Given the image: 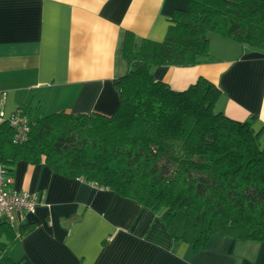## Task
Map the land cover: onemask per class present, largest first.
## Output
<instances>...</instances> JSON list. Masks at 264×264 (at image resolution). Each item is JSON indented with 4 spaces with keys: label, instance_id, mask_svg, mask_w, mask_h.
I'll list each match as a JSON object with an SVG mask.
<instances>
[{
    "label": "crops",
    "instance_id": "1",
    "mask_svg": "<svg viewBox=\"0 0 264 264\" xmlns=\"http://www.w3.org/2000/svg\"><path fill=\"white\" fill-rule=\"evenodd\" d=\"M188 0H0V111L17 106L30 119L64 110L112 114L116 80L127 73L126 31L164 39L174 9ZM210 56L192 66L152 68L156 80L183 90L204 77L221 89L215 110L263 129L264 44L260 48L210 32ZM8 166L12 188L36 195L34 229L9 249L14 264H264V241L214 233L193 252L176 241L158 213L45 162Z\"/></svg>",
    "mask_w": 264,
    "mask_h": 264
},
{
    "label": "trees",
    "instance_id": "2",
    "mask_svg": "<svg viewBox=\"0 0 264 264\" xmlns=\"http://www.w3.org/2000/svg\"><path fill=\"white\" fill-rule=\"evenodd\" d=\"M188 5L173 10L161 41L126 31L128 71L115 82L119 103L112 114L54 112L36 119L22 143L12 141L3 121L0 163L45 162L58 174L132 198L158 213L193 252L214 233L264 241L263 129L256 130V117L236 120L216 111L221 89L204 77L174 90L151 72L206 61L210 32L262 47L264 0ZM33 229L0 222V264H14L9 249Z\"/></svg>",
    "mask_w": 264,
    "mask_h": 264
},
{
    "label": "built area",
    "instance_id": "3",
    "mask_svg": "<svg viewBox=\"0 0 264 264\" xmlns=\"http://www.w3.org/2000/svg\"><path fill=\"white\" fill-rule=\"evenodd\" d=\"M3 121L12 127L14 143L27 141L33 121L23 106H17L7 117L0 111V124ZM10 182L8 166L0 163V222H7L16 228L20 224L17 214L33 213L39 202L35 194L12 188Z\"/></svg>",
    "mask_w": 264,
    "mask_h": 264
},
{
    "label": "bare ground",
    "instance_id": "4",
    "mask_svg": "<svg viewBox=\"0 0 264 264\" xmlns=\"http://www.w3.org/2000/svg\"><path fill=\"white\" fill-rule=\"evenodd\" d=\"M18 228V227H17Z\"/></svg>",
    "mask_w": 264,
    "mask_h": 264
}]
</instances>
